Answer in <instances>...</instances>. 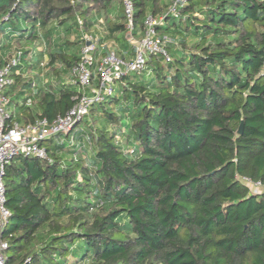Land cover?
Listing matches in <instances>:
<instances>
[{"label": "trees", "instance_id": "1", "mask_svg": "<svg viewBox=\"0 0 264 264\" xmlns=\"http://www.w3.org/2000/svg\"><path fill=\"white\" fill-rule=\"evenodd\" d=\"M130 1L131 32L122 0H0V51L20 54L6 125L75 105L82 34L97 57L108 42L132 49L173 0ZM53 26L79 39L56 41ZM156 32L171 39L169 62L149 56L62 143L44 142L50 163L17 156L4 167V264H264V192L243 181L264 184V0H186ZM44 56L45 84L15 75Z\"/></svg>", "mask_w": 264, "mask_h": 264}, {"label": "built area", "instance_id": "2", "mask_svg": "<svg viewBox=\"0 0 264 264\" xmlns=\"http://www.w3.org/2000/svg\"><path fill=\"white\" fill-rule=\"evenodd\" d=\"M123 1V13L126 20V29H133V6L130 0ZM186 0H173L166 13L159 19L151 17L144 21V30L139 40L133 41L130 58L120 56L113 48L107 46L104 54L96 56L95 39L88 34H82L83 46L80 49L79 61L72 68L71 75L78 85V97L75 105L63 116H57L49 121L46 118L36 120L32 124L6 125L9 113L6 109L8 100L3 91L12 83V71L20 64L19 53L12 56L8 62L0 66V264L5 263L6 241L1 239V232L9 222L10 213L5 207V187L2 181L4 167L11 159L17 156L38 158L50 163V157L43 143L55 139L58 143L68 136L75 126L87 115L92 105L103 102L112 96L114 85L129 74L141 73L146 69V62L151 55H160L164 62H169L171 56L165 44L171 39L165 35H158L156 27L162 25L166 16L177 18L179 8L185 5ZM80 24V22H79ZM88 43V44H87ZM43 67V64H41ZM96 83H93V74ZM72 143V137L69 138ZM254 193L264 192V184L253 183L243 179Z\"/></svg>", "mask_w": 264, "mask_h": 264}, {"label": "rangeland", "instance_id": "3", "mask_svg": "<svg viewBox=\"0 0 264 264\" xmlns=\"http://www.w3.org/2000/svg\"><path fill=\"white\" fill-rule=\"evenodd\" d=\"M53 38L56 41H59L60 39H67L69 41H74L76 39H79L77 37L76 34H66L62 28L60 27H54L53 26ZM95 45L98 47L97 42L95 41ZM107 45L111 48H113L120 56H122L124 52H128L130 53L131 49L129 50H124V49H119L118 47H116L115 45H113L111 42H108ZM32 44L28 45V47H25L24 45L21 47L22 50H27L29 48H32ZM40 47V46H39ZM43 47H41L40 49H42ZM16 47L15 45L10 46L9 48H7L5 50L4 55L8 58L14 55ZM39 51H37L38 53ZM45 60L46 58L44 57L42 60H40L41 63L45 64ZM28 71V70H26ZM33 72V75L36 76L40 81H42L43 84H45L46 80H50L52 77L49 73H47L44 69V67L40 66L39 67H35V70H29L28 72ZM31 74V73H30ZM31 78H29L30 80ZM6 90H4L5 92ZM86 123H89V120L86 119ZM77 131L80 132L81 134H83V136L80 138L81 141L78 142L79 146L82 147L81 149H83L84 151H86V153L91 154V150H90V143H89V139H88V132L85 130L84 126L81 124L77 127Z\"/></svg>", "mask_w": 264, "mask_h": 264}, {"label": "crops", "instance_id": "4", "mask_svg": "<svg viewBox=\"0 0 264 264\" xmlns=\"http://www.w3.org/2000/svg\"><path fill=\"white\" fill-rule=\"evenodd\" d=\"M0 46H3V44L4 43H9V42H5V40L3 39V38H0ZM129 44L132 46V44H133V41H130L129 42ZM28 47V46H27ZM5 50L6 49H4L3 51H0V56H1V58H4V57H6L5 55H4V53H5ZM80 52V51H79ZM123 55L122 56H124V58H130V56H131V54H132V49H131V51H130V53H128V52H124V53H122ZM45 58H46V56H44ZM47 59V58H46ZM45 62H46V60H45ZM41 64H43V63H40V66H41ZM30 66V63H28V64H24V63H22V68L19 70H17V71H14V73H15V75H19V76H21V78H25L26 80H29V78H31V80H33L32 82L33 83H35V84H39V85H43V83H42V81H40L39 82V79L36 77V76H34L33 75V72L31 71L30 73L28 72L30 69H27L26 67L27 66ZM26 70H28V71H26ZM34 86V85H33ZM8 90L6 89V92H7ZM8 98V100L9 99H14V96L11 98V96L9 97H7ZM8 110L9 111H13L14 110V105L13 104H11V105H9L8 106Z\"/></svg>", "mask_w": 264, "mask_h": 264}, {"label": "water", "instance_id": "5", "mask_svg": "<svg viewBox=\"0 0 264 264\" xmlns=\"http://www.w3.org/2000/svg\"><path fill=\"white\" fill-rule=\"evenodd\" d=\"M88 44V43H87ZM238 134H241L242 133V123H240V125H239V128H238Z\"/></svg>", "mask_w": 264, "mask_h": 264}]
</instances>
